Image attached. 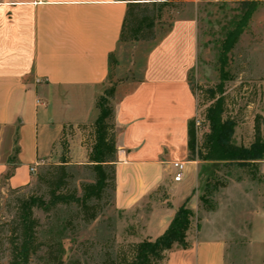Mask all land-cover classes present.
Returning a JSON list of instances; mask_svg holds the SVG:
<instances>
[{"label":"crops","instance_id":"obj_1","mask_svg":"<svg viewBox=\"0 0 264 264\" xmlns=\"http://www.w3.org/2000/svg\"><path fill=\"white\" fill-rule=\"evenodd\" d=\"M129 1L0 0V193L15 141L17 165L5 182L8 188L27 185L33 165L58 164L65 127L78 133L70 146L65 135L69 164H86L83 135L76 127L97 117L95 100L112 76L111 56L121 69L116 53L129 45L119 43ZM150 45L141 80L123 93L122 85L115 87L113 208L131 217L159 189L170 203L146 215L138 227L142 238L131 243L161 236L177 209L197 192L200 177L199 162L187 161V127L197 115L188 82L197 56L196 20L176 19ZM171 162L189 166L185 184L173 182ZM260 172L264 177V165ZM174 197H180L176 204ZM212 230L188 233L187 248L174 247L162 264H228L227 237ZM254 230L264 231V208L252 214Z\"/></svg>","mask_w":264,"mask_h":264},{"label":"rangeland","instance_id":"obj_2","mask_svg":"<svg viewBox=\"0 0 264 264\" xmlns=\"http://www.w3.org/2000/svg\"><path fill=\"white\" fill-rule=\"evenodd\" d=\"M251 1L256 5L251 17L239 36L233 50L228 54L230 81L225 85L226 112L225 116L236 122L231 136V143L236 146L249 147L253 141V125L256 116L264 119V0H198L195 4H174L179 14L172 8L161 20V30L157 37L164 34L168 25V17H193L197 23V56L193 68L188 75L189 86L194 91L197 103V115L194 120L197 148L203 136L208 132L204 114L209 105L205 91L218 83L219 47L225 33L233 26L235 17L242 11L241 2ZM150 43H138L120 46L116 53V63L112 76L104 88L120 84L121 92L130 90L141 80L143 65ZM102 89V91L104 90ZM264 137V121H261ZM78 133L70 131L69 146ZM69 153V150H68ZM71 155L68 154V157ZM71 159V157H70ZM199 162L198 190L184 203L190 213L189 227L186 232L191 234L196 228L204 230L213 228V233L223 232L229 244L227 253L228 264H264V231L251 232L252 214L264 208V177L261 169L248 170L237 163L210 164ZM54 162L46 160L37 165L36 174L30 182L20 187L15 194L25 197H43L46 187L37 184L36 178ZM184 167L182 184L186 170ZM67 172L66 192L76 191L81 195V185L92 183L94 175L84 164L72 162ZM4 200H10L8 187L1 183ZM14 189V188H10ZM180 197H174L176 204ZM170 196L161 189L149 196V205L134 212L131 217L117 212L113 208V193L106 188L99 201L94 200L89 206L97 205L96 219L90 224L83 222V215L75 206H60L57 210L43 213L33 210L38 221V242L40 248L31 258L32 264H50L49 252L54 242H59L58 257L62 264H104L113 258L120 245L130 244L142 238L138 227L151 211L169 206ZM182 206V205H181ZM192 207V210L190 209ZM12 214L0 206V238L3 247L0 249V264L8 262L9 237L7 223ZM2 225V226H1ZM209 227V228H208ZM216 231V232H215Z\"/></svg>","mask_w":264,"mask_h":264},{"label":"trees","instance_id":"obj_3","mask_svg":"<svg viewBox=\"0 0 264 264\" xmlns=\"http://www.w3.org/2000/svg\"><path fill=\"white\" fill-rule=\"evenodd\" d=\"M184 4L182 0H130L126 6L120 36V44L151 43L156 40L157 31L161 30V20L170 12L174 4ZM242 13L233 20V26L225 33L220 44L218 58V83L205 91L206 107L204 118L208 125V132L203 136L200 147L197 148L195 137V120L192 119L187 127V161L198 160L201 163L225 164L237 163L241 168L248 170L257 169L264 163V137L262 135L261 121L264 119L256 116L253 125V141L249 147L236 146L231 143V136L236 128V122L225 116L226 98L225 85L230 81L227 71L229 66L228 54L233 50L244 27L247 25L256 5L251 1L241 2ZM176 7L172 8V12ZM174 10V11H173ZM178 12L177 10L175 11ZM179 14V12L177 13ZM168 25L164 31L167 33L172 23L178 19L169 16ZM115 62L111 56L110 72ZM111 75H109V80ZM190 87V86H189ZM194 95L193 89L190 87ZM114 99L115 86L110 85L101 92L95 100L97 111L96 119L85 125H78L76 129L83 135L87 162L84 164L94 175L92 183L81 185V195L77 192H66L68 179L67 168L70 165L66 156L67 141L65 135L72 131V127H65L59 145L63 155L58 164L49 165L45 171L36 178L37 184L46 187L43 197L15 195L20 187L8 188L10 200H4L0 193V206L12 214L7 223L9 237L7 264H32L31 258L40 248L38 242L39 223L35 219L33 210L38 209L43 213L57 210L60 206H75L83 215V222L90 224L96 219L97 205L89 206L94 200L99 201L106 188L112 193L115 190V169L117 146L114 124ZM18 148L13 149L10 167L3 175L2 182L12 176L17 165ZM66 157H65V156ZM26 186V185H25ZM24 186V187H25ZM23 187V186H22ZM190 213L184 204L180 206L164 233L153 241H142L118 246L114 257L107 259L104 264H162L168 252L174 247L185 249L186 232L189 227ZM2 226V225H1ZM3 241L0 238V249ZM60 243L54 242L48 255L50 264H62L58 257Z\"/></svg>","mask_w":264,"mask_h":264},{"label":"built area","instance_id":"obj_4","mask_svg":"<svg viewBox=\"0 0 264 264\" xmlns=\"http://www.w3.org/2000/svg\"><path fill=\"white\" fill-rule=\"evenodd\" d=\"M195 125H198V121L195 120ZM171 170L173 171V182L179 183L183 179L184 173V163L182 162H171L170 163ZM37 170V165H33L29 168V173L31 175H35Z\"/></svg>","mask_w":264,"mask_h":264}]
</instances>
